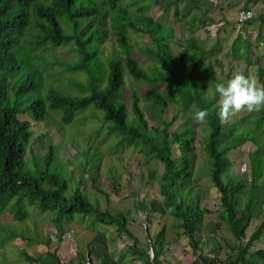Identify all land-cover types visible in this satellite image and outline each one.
<instances>
[{"label": "trees", "instance_id": "16d2710c", "mask_svg": "<svg viewBox=\"0 0 264 264\" xmlns=\"http://www.w3.org/2000/svg\"><path fill=\"white\" fill-rule=\"evenodd\" d=\"M144 1L0 0V214L9 211L15 216L25 215L27 208L36 204L39 214H46L45 217L59 225H68L76 219V213L83 215L77 219L79 221L91 214L98 223L113 225L118 233L131 238V254L145 264H164L160 255L178 237L187 238L195 262L264 264V247H253L264 233V218L249 237L246 234L252 220L260 218L264 209V199L260 200L254 192L258 185L264 189V108L242 109L246 113L238 120L222 119L219 95L215 92L217 82L226 83L237 72L250 78L254 64L259 70L257 84H264V52L257 58L254 56V50L264 41V0H245L244 7H256V14L246 22L237 19L234 22V26L257 22V40L245 33L239 34L227 54H222L224 56H220L221 52L216 55L223 48L219 38L210 47L194 36L176 38L172 22L181 20L180 0L168 3L176 4L173 18L168 6L164 9L167 14L159 16L172 21V25L157 21L148 13L152 4L163 7L162 0H150L146 4ZM191 1L199 6L200 0ZM129 31L149 37L146 46L138 50L142 57L147 56L143 61L148 63L146 68L134 55ZM110 35H115L117 42L112 36L109 40ZM174 45L179 46L178 50ZM61 46H70L65 52L69 53V60L55 52ZM107 53L110 54L105 60L101 54ZM189 53H192L193 62L185 75ZM48 54L54 57L48 59ZM55 64L61 66V70L81 72L82 76L62 77L57 71L47 70ZM136 81L148 82L146 87L152 100L148 105L150 114L134 86ZM127 84L131 91L128 102L124 98ZM92 104L104 112L102 126L111 121L110 131L122 136L117 147L129 139L127 144L136 145L139 159L147 150L153 159L163 164L161 174L155 168L142 179L146 182L157 180L161 213L177 219V231L175 236H170L172 239L167 240L172 229L162 223L156 233L158 240H153L149 224L157 217L156 211L150 208L147 198H140L137 210L140 220L144 221L139 223L143 222L149 234L148 246L142 247L145 243L130 228V211L112 213L102 210L99 202L94 203L86 179L75 180L70 167L68 175L66 165L69 164L57 156L52 139L45 145V153L35 150L32 140L38 138L34 136V122L55 124L66 131L67 139L78 137L82 133L80 128L72 136L69 126L82 120L84 117L77 116L78 113ZM170 104L177 106L178 112L171 120L161 119L162 111ZM201 108H207L208 115L203 121L195 120L194 114ZM151 118H159V124L151 125ZM178 119L181 121L172 129ZM197 127L201 128L200 137H197ZM248 142L255 146L247 153L248 168L243 171L249 170V180L243 172L232 170L234 160L231 156ZM200 153L201 161L198 160ZM95 166L97 164L87 158L84 171L89 173L93 183L97 182ZM204 174L212 185L198 184L197 180ZM114 180L116 191L120 183L116 177ZM210 186H213L212 192ZM98 189L102 191L100 185ZM205 191L211 199H216L222 220L228 223L239 241L227 245L231 251L227 259L211 256L201 245L204 218L212 212L203 204ZM10 237L31 238L17 232ZM243 239H247L246 243L241 242ZM37 241L44 243L45 252L52 254L57 264H122L106 251H102L95 262L91 248L86 256L77 249V259L71 257L64 261L58 255V248L51 251L48 243ZM151 247L153 259L149 253ZM23 252L24 264H49L42 262L43 255L31 254L28 249Z\"/></svg>", "mask_w": 264, "mask_h": 264}, {"label": "rangeland", "instance_id": "374dc122", "mask_svg": "<svg viewBox=\"0 0 264 264\" xmlns=\"http://www.w3.org/2000/svg\"><path fill=\"white\" fill-rule=\"evenodd\" d=\"M150 0H145L143 3H147ZM170 0L161 1L163 7L158 8L160 4H152L151 9L148 10V13L156 18V20L164 21L165 24H171L168 20L160 18L162 14H167L165 6H168L170 11L171 18L174 16L176 10V4H169ZM213 1V2H211ZM234 1V3H232ZM236 1V2H235ZM245 0H200L199 6L192 2L191 0H180L178 3L181 20H173L172 24L175 29V36L177 39H181L183 35L187 38L195 37L204 42L206 47L213 46L216 42V38L220 39L223 43L222 51L216 52L220 56L223 53L226 55L229 51L231 45L239 37V34L245 33L247 36L251 37L254 41L257 40V26L258 23L248 24L243 26H234L236 22L237 12L241 7H244ZM229 3H232L229 5ZM260 5H262L260 3ZM198 6V7H197ZM192 8L189 11V8ZM260 7V6H257ZM255 11L256 7L253 8ZM224 16V18H223ZM196 17V19H194ZM188 20V22L185 21ZM213 19V20H212ZM193 21V24L191 23ZM205 22V24L203 23ZM171 24V25H172ZM184 26H187L184 29ZM225 27V28H222ZM194 29V31H192ZM130 41L132 43V49L134 55L140 58V61L145 64L144 68L147 67L143 61L147 59V56L140 55L138 50L142 46H146L147 41H149L148 35L135 33L129 31ZM110 35V39H114L117 42L116 36ZM175 50H178L179 46L174 45ZM232 48V47H231ZM110 49V47H109ZM70 50V46H61L55 50L59 57L63 56L69 60V53H65ZM264 52V41L260 42L259 48L254 50V56L257 58V55ZM107 54L103 55L106 60ZM48 59L53 58V55H47ZM233 57V56H232ZM261 60L262 57L260 56ZM193 62L192 53L188 54V68L184 71L185 75H188V69ZM257 64H254L251 70L250 78L255 80L257 83L259 78V70L257 69ZM62 67L55 64L50 66L47 70L57 71L59 76H80L81 72H73L68 70H61ZM149 70V68H147ZM264 69V68H263ZM264 71V70H263ZM264 73V72H263ZM263 76V75H262ZM148 82H134V86L137 90L138 95L141 97V102L146 108V112L150 114L148 105L151 103V97L149 95V90L146 87ZM72 85V84H71ZM213 90V89H211ZM209 90V91H211ZM77 91V90H76ZM131 94L130 86L127 84L124 91V98L129 101V96ZM97 109L95 105H90L87 109L79 112L77 116L84 117L82 120H78L74 125L69 126V130L72 131V136L76 132L77 128H80L82 132L78 137H68L66 138V131L58 129V127L51 123L47 122L35 123L34 125V136L38 139H33V146L38 153H45V145L52 139L55 144L56 154L61 157L69 165H66L67 172L70 167L75 178H84L87 181V188L89 192L90 199L94 203H100L102 210H109L112 213L118 211H130V228L132 231H136V224L140 220L139 212L137 210V204L140 202V198L146 199L149 202L150 208H153L156 211L157 217L152 218V223L149 224V230L151 235H153V240H158L157 235L159 229L162 227V223H166V226L169 229L168 239H172L170 236L176 235L177 227L175 225L178 223L175 217H166L162 211V204L160 201V186L158 185L157 180L154 182L143 181L142 177L148 176L152 169L157 168L159 173L163 172V164H160L159 161L153 159L151 155L148 154L147 150L144 151V156L141 159L138 158L136 153L135 144H127L129 139H126L124 143L120 146H116L121 135L118 137L116 132L110 131L111 121H108L104 126L102 119V113L104 112ZM178 112L177 106L170 104L165 110L162 111L161 119L171 120L172 117ZM155 113V112H154ZM243 113H246L245 110L241 112L236 111L229 116L230 119H239V116ZM181 119H178L176 123L172 126L174 129ZM58 122L62 123L61 119L58 118ZM159 118H151L150 124H159ZM96 130V131H95ZM197 137H200L201 128L197 127ZM93 132V133H92ZM90 133H92L90 135ZM44 134V136H43ZM114 135L116 137H114ZM71 139V141H70ZM75 139L76 141H74ZM75 143H74V142ZM74 143V144H73ZM93 143L95 145H93ZM99 150H98V149ZM119 148V149H118ZM255 149V146L250 142L245 144L240 152H232L231 156L234 160L232 170L238 173H242L244 168H248V152ZM98 150V155L95 156V151ZM202 152V150H200ZM102 157V159H101ZM87 158L90 161H93L97 164L94 167V172L97 177V182L93 183L89 173L85 170V161ZM198 160L201 161L203 158L202 154H198ZM201 158V159H200ZM246 164V165H245ZM93 165V164H92ZM247 180L251 178L249 170L242 173ZM249 174V175H248ZM68 175L69 172H68ZM92 176V175H91ZM117 178L120 185L119 189L115 191L114 185ZM76 180V179H75ZM198 184L204 186L212 185L210 178L207 175H203L197 180ZM151 183V184H150ZM151 185L150 187H147ZM101 186L102 191L98 189V186ZM73 186H76V183L73 182ZM210 191H213V186H210ZM254 192L260 200L264 199V189L258 185L255 187ZM107 194L109 195L107 197ZM216 199H211L209 197L208 191L204 192L203 204L212 209V212L208 213L203 222V235L204 238L201 242L202 248L214 254L219 259H225L230 249L227 248V245H234L239 243L232 234L231 229L224 220H222L221 210L217 208ZM46 214H39L37 205H31L27 208L25 215L15 216L9 211H6L0 214V264H24V249H28L31 254L43 255L42 262L49 264H57L56 259L52 254L45 252L47 249L46 246H43L44 243H40L38 240L48 243V248L51 251H54L58 248V255L64 260L68 261L71 257H76L77 249H80L84 256L89 254L88 249H93L92 258L95 262H98V255L102 251L110 253L112 259L121 260L122 264H143L140 261H134L133 255L130 252L129 245L132 243V239L126 236L125 234L118 233L117 229L113 225H105L101 222L94 220V216L88 215L84 220L79 221L83 215L80 213L75 214V220L70 222L68 225H63L59 223H53L50 218L45 217ZM264 218V209L262 216L260 218H255L252 220L250 226L248 227L246 234L247 237L257 228L260 223V220ZM136 219V222H135ZM94 220V221H93ZM147 219H145V222ZM144 221V220H143ZM217 226L215 227V224ZM141 230L139 232L143 236H148L146 228H143V222H141ZM148 224V223H147ZM219 224V225H218ZM213 227L215 228L214 230ZM168 229V230H169ZM212 230V234L210 235ZM68 231H72L71 238H65V234ZM19 233V235L24 234L30 236V240L22 239L21 237L11 238L10 234ZM154 232V233H153ZM216 232L220 235L216 234ZM153 233V234H152ZM157 233V234H156ZM157 235V236H156ZM209 236V237H208ZM62 237V238H61ZM68 239V240H66ZM212 240V241H211ZM166 241V240H165ZM247 239H243L241 242L246 243ZM71 243V245L69 244ZM68 244L70 247H68ZM165 244H168L167 241ZM149 245L150 244L149 241ZM159 245V244H158ZM156 245V248L158 247ZM148 244H144L142 247H147ZM254 248L264 247V233L260 237V240H257ZM75 249V250H74ZM253 249V248H252ZM214 250V251H213ZM42 252V253H41ZM165 258H162L164 264H176L178 261H192L193 255L192 250L189 246V242L185 237H178L176 240L173 239L171 245L167 250H163L162 253ZM131 256V258H130ZM159 257V256H158ZM128 258V259H127ZM130 258V259H129ZM79 259V258H78Z\"/></svg>", "mask_w": 264, "mask_h": 264}, {"label": "clouds", "instance_id": "9594fccd", "mask_svg": "<svg viewBox=\"0 0 264 264\" xmlns=\"http://www.w3.org/2000/svg\"><path fill=\"white\" fill-rule=\"evenodd\" d=\"M215 92L219 95V115L222 119H228L230 115L242 109L254 111L264 108V84L258 85L242 72L235 73L226 83L217 82ZM207 115L208 109L201 108L194 114V119L203 121Z\"/></svg>", "mask_w": 264, "mask_h": 264}, {"label": "built area", "instance_id": "2783aa9c", "mask_svg": "<svg viewBox=\"0 0 264 264\" xmlns=\"http://www.w3.org/2000/svg\"><path fill=\"white\" fill-rule=\"evenodd\" d=\"M255 14L256 13H255V10L253 8H240V10L237 13L236 19L238 22H245V21L253 18ZM64 236H65V238L72 237V231L66 232V234ZM150 256L153 259L154 251L152 248H150ZM180 264H209V263H206L203 260H199L198 262H195L194 260H192V261H185L184 260V261H180Z\"/></svg>", "mask_w": 264, "mask_h": 264}, {"label": "crops", "instance_id": "0c3cea01", "mask_svg": "<svg viewBox=\"0 0 264 264\" xmlns=\"http://www.w3.org/2000/svg\"><path fill=\"white\" fill-rule=\"evenodd\" d=\"M217 225L215 224V227H216ZM139 229L141 230V223H139V222H137V224H136V231L134 232L135 233V235L141 240V242L142 243H147L146 242V240H147V237L146 236H143V234H141L140 232H139ZM215 228L213 227V229L212 230H214ZM212 230H211V233H210V235L212 234ZM217 232H216V234H214L215 236H217ZM233 234V233H232ZM219 235V234H218ZM220 236V235H219ZM209 237V236H208ZM212 241V240H211ZM68 247H70V245L68 244ZM24 250H26V249H24ZM75 250V249H74ZM214 251V250H213ZM207 252V251H206ZM216 252H218V251H215V253ZM209 253V252H208ZM215 253L214 254H211L210 253V255L211 256H214V257H216L215 256ZM229 255V254H228ZM166 256V255H165ZM165 256L163 255V254H161L160 255V259H162V258H165ZM130 258H131V256H130ZM129 258V259H130ZM166 258H167V256H166ZM228 258V256L225 258V259H227ZM128 259V258H127ZM133 260L136 262V261H140V262H142L143 264H145V262L141 259V258H137L136 256H135V258H134V256H133ZM162 261H166V260H162ZM176 264H180V261H178V263L176 262Z\"/></svg>", "mask_w": 264, "mask_h": 264}]
</instances>
